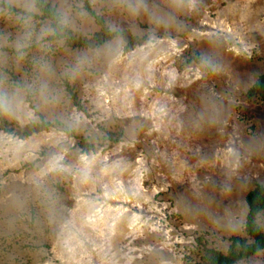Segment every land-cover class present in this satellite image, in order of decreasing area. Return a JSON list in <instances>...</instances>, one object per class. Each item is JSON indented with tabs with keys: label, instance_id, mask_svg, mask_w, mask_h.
Wrapping results in <instances>:
<instances>
[{
	"label": "rangeland",
	"instance_id": "1",
	"mask_svg": "<svg viewBox=\"0 0 264 264\" xmlns=\"http://www.w3.org/2000/svg\"><path fill=\"white\" fill-rule=\"evenodd\" d=\"M44 2L91 44L53 39L39 0H0L24 11L0 5V126L61 125L0 130V264H198L246 238L264 0Z\"/></svg>",
	"mask_w": 264,
	"mask_h": 264
},
{
	"label": "trees",
	"instance_id": "2",
	"mask_svg": "<svg viewBox=\"0 0 264 264\" xmlns=\"http://www.w3.org/2000/svg\"><path fill=\"white\" fill-rule=\"evenodd\" d=\"M12 11H22L14 6L1 4ZM39 7L45 10V14L52 18L57 26V32L53 35V39L68 38V42L72 48H89L91 40L87 38H78L74 35L73 31L67 29L63 26L59 17L57 16L55 9L50 5L46 4L44 0H39ZM24 12V11H22ZM27 13V12H25ZM29 14V13H27ZM116 34L111 32L106 38L111 39ZM55 36V37H54ZM105 38V40H106ZM132 42L130 46H135L137 44H142L139 38H131ZM249 98H260L264 103V74L261 75L252 88L248 92ZM60 123L52 122H41V123H29L26 126L11 125L9 123H4L5 127L0 126V130L5 128L8 132L15 131L20 137L26 138L30 137L36 133H40L44 130L50 129L55 126H61ZM87 149L94 148L93 145L89 143H84ZM248 214L246 216L245 230L247 237L241 238L238 236L232 237L231 245L228 252H222L214 248H206V253L204 259L198 264H239L246 261L260 252H264V230L259 224V216L264 213V185H258L253 190H251L246 197Z\"/></svg>",
	"mask_w": 264,
	"mask_h": 264
}]
</instances>
